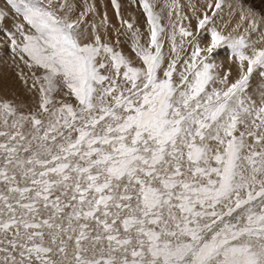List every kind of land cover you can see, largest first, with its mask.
Masks as SVG:
<instances>
[{"label":"snow or ice","instance_id":"1","mask_svg":"<svg viewBox=\"0 0 264 264\" xmlns=\"http://www.w3.org/2000/svg\"><path fill=\"white\" fill-rule=\"evenodd\" d=\"M0 67V264H264V9L0 0Z\"/></svg>","mask_w":264,"mask_h":264},{"label":"bare ground","instance_id":"2","mask_svg":"<svg viewBox=\"0 0 264 264\" xmlns=\"http://www.w3.org/2000/svg\"><path fill=\"white\" fill-rule=\"evenodd\" d=\"M250 5L253 6H260V4L264 5V0H248ZM98 6L105 5L107 3V0H97ZM262 9V8H261ZM108 13L110 18L112 19L113 23H116L115 17L112 13V8L108 6ZM258 10V9H257ZM260 10V9H259ZM227 8L225 7V18H227ZM123 50L126 54L133 55L131 53V50L127 44L123 46ZM220 56H224V50L220 51ZM10 90H15L17 93H21L23 91L22 85L20 84V81L17 79L16 74L14 71L9 69H4L0 67V93L7 92Z\"/></svg>","mask_w":264,"mask_h":264},{"label":"rangeland","instance_id":"3","mask_svg":"<svg viewBox=\"0 0 264 264\" xmlns=\"http://www.w3.org/2000/svg\"><path fill=\"white\" fill-rule=\"evenodd\" d=\"M249 4H251V3H249ZM261 8L264 9V5H263V4H262V5L260 4V6H259V5L256 6V9H258V11H259V9H261Z\"/></svg>","mask_w":264,"mask_h":264}]
</instances>
